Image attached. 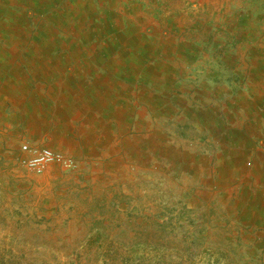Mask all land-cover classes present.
Instances as JSON below:
<instances>
[{
    "label": "crops",
    "instance_id": "obj_1",
    "mask_svg": "<svg viewBox=\"0 0 264 264\" xmlns=\"http://www.w3.org/2000/svg\"><path fill=\"white\" fill-rule=\"evenodd\" d=\"M136 1L109 9L105 36L73 39L64 52L74 58L58 70L20 67L1 50L17 39H0V190L28 177L17 173L22 146L44 145L78 163L40 175L51 184L43 201L61 206L69 192V202L115 207L164 179L192 220L216 216L264 252V56L236 50L241 19L203 20L208 5L189 1Z\"/></svg>",
    "mask_w": 264,
    "mask_h": 264
},
{
    "label": "rangeland",
    "instance_id": "obj_2",
    "mask_svg": "<svg viewBox=\"0 0 264 264\" xmlns=\"http://www.w3.org/2000/svg\"><path fill=\"white\" fill-rule=\"evenodd\" d=\"M187 1L194 6L208 5L196 15L203 20L213 18L220 23L241 19L248 41L245 39L236 50L264 56V0L176 3L186 6ZM136 2L0 0V39L18 41L2 45V56L10 54L24 69L58 70L60 62L74 58L73 52L64 49H74L77 39L110 32L99 23L109 20L112 6L128 7ZM114 14V20L121 21V13ZM57 50L62 52L52 53ZM61 153L77 165V159ZM17 168L18 174L21 170L28 174L19 176L15 184L18 190H0V264H264V252L257 253L248 239L244 243L245 239L235 237L234 231L219 229L216 216L192 220L164 179L158 185L150 178L137 189L140 196L133 190L129 201L121 199L115 207L105 202L96 205L95 198L72 199V203L69 192L61 199L63 205L55 206L47 198L42 200L51 184L18 163ZM26 179L36 187L33 192L24 189Z\"/></svg>",
    "mask_w": 264,
    "mask_h": 264
},
{
    "label": "built area",
    "instance_id": "obj_3",
    "mask_svg": "<svg viewBox=\"0 0 264 264\" xmlns=\"http://www.w3.org/2000/svg\"><path fill=\"white\" fill-rule=\"evenodd\" d=\"M18 164L34 175L42 174L50 165L57 164L64 170L75 167L74 159L49 147L22 146ZM264 155V154H263Z\"/></svg>",
    "mask_w": 264,
    "mask_h": 264
}]
</instances>
